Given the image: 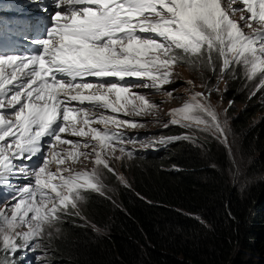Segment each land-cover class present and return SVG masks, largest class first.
Masks as SVG:
<instances>
[{
  "label": "snow or ice",
  "instance_id": "6c2138e0",
  "mask_svg": "<svg viewBox=\"0 0 264 264\" xmlns=\"http://www.w3.org/2000/svg\"><path fill=\"white\" fill-rule=\"evenodd\" d=\"M240 2L245 7L231 12L247 15L237 22L223 0H59L58 7L72 10L54 17L43 55L0 58V187L9 186V178L17 174L33 178L15 190L10 209L0 211V247L15 252L21 246L17 241L27 245L50 235L63 216L79 215L83 193L103 195L101 171L73 165L94 158L95 166L115 174L109 161L122 158L116 152L133 156L122 146L123 133L114 128L137 124L119 114L141 115L156 105L143 94L131 93L132 87L159 91L172 83L175 67L199 64L221 76L240 67L249 81L259 74L256 90L264 88V0ZM126 78L141 83L128 85L123 83ZM202 86L209 93L217 90ZM113 95L115 100L110 99ZM73 101L81 107L70 106ZM5 109L10 111L6 114ZM99 109L117 115L96 116ZM171 115L172 125H202L227 139L204 93H193ZM65 133L89 139L69 140L61 135ZM46 136L52 142L41 166L29 169L15 163L38 155Z\"/></svg>",
  "mask_w": 264,
  "mask_h": 264
},
{
  "label": "trees",
  "instance_id": "16d2710c",
  "mask_svg": "<svg viewBox=\"0 0 264 264\" xmlns=\"http://www.w3.org/2000/svg\"><path fill=\"white\" fill-rule=\"evenodd\" d=\"M239 85L228 81L223 92L245 104L233 120L240 134L230 144L235 178L223 143L174 139L133 162L130 187H118L117 202L86 195L83 213L104 233L62 220L60 238L46 245L47 262L264 264V117L251 122L264 114V88L247 97ZM174 129L166 135L187 136Z\"/></svg>",
  "mask_w": 264,
  "mask_h": 264
},
{
  "label": "rangeland",
  "instance_id": "374dc122",
  "mask_svg": "<svg viewBox=\"0 0 264 264\" xmlns=\"http://www.w3.org/2000/svg\"><path fill=\"white\" fill-rule=\"evenodd\" d=\"M226 9L231 13V18L240 22L241 15H247L246 12H231L233 8H244L245 5L237 0L236 3H229V0H223ZM248 32V29L245 28ZM249 34H251L249 32ZM217 68L219 67V61H216ZM260 75L258 74L256 78L249 81L244 71L237 67L233 72H226L223 76L219 72L213 73L207 68V66H201L199 64L195 66H189L186 64H180L175 67L174 74L171 77L172 83L163 85L161 90L148 89L142 87H132L130 89L131 93L143 94L145 98L156 105V107L145 109L141 115H130L124 116L122 113L119 114L120 119L136 122V127H131L129 125H124L123 127L114 128V131H119L124 135V148L131 150L133 156L128 158L126 155L121 154L119 151L116 152L117 156H122L121 159H110V166L114 169L115 174L109 173L106 169H102V166H95L92 160L94 158H89L83 160V163H78L73 165L77 170H87L91 171L93 167H97L101 171V183L103 185V195L87 191L84 194L85 199L79 203V215L70 214L62 217V220H71L75 223L81 224L87 229L91 230L93 233L102 234L103 229L98 228L91 220L84 215V205L86 200V195L93 194L100 199L117 202V191L118 187L130 186V174L129 168L133 162L137 161L139 157L147 152L157 151L159 149H164L169 145L174 139H170L166 133L173 128L184 129L187 136L193 135L195 138H205L216 140L219 143H223L230 155V162L232 168V176L235 178L238 172V164L233 157L231 145H238L240 134L236 131L233 126V120L240 115V112L244 109L245 104L238 102L237 100L229 99L223 96V92L227 86L228 81H235L239 85V92L242 96L253 97L258 92L256 89L260 82ZM192 81L193 84L189 85L187 82ZM141 83L140 81H135L129 85H136ZM210 85L213 90L210 93L202 85ZM172 89L175 91L172 95L168 92ZM260 90V89H259ZM196 92L204 93L205 96L209 97L212 108L217 112L220 123L222 124L224 131L227 134V139L225 141L224 137L218 135L211 128H205L204 126H195L189 128L180 127L177 125H172L171 120L174 118L171 113L172 110L182 107L184 103L190 102L191 95ZM129 95V94H125ZM111 100H115V96L110 97ZM128 110L131 111V106H128ZM117 115L106 111L104 109H99L95 112L96 116L99 115ZM260 117H264V114L257 116L252 119L251 122L256 123ZM167 125V126H166ZM92 127L101 128L102 125L93 124ZM174 129V130H175ZM63 137L69 140H86L89 137H71L67 134H63ZM231 137V138H230ZM173 138V137H172ZM190 141V139H187ZM192 142V141H190ZM61 148H71V145H59ZM48 150L45 151V154ZM42 160V164L44 162ZM83 159V158H81ZM16 163V161H15ZM41 164V165H42ZM123 177V180L120 179ZM33 182L32 177L25 178L22 174H17L16 176L9 178V186L0 187V211L5 209H10V206L15 203V190L17 188L27 186ZM18 195V194H17ZM70 217V218H68ZM50 235L45 234L42 238H37V240L24 245L21 241H17L21 246L15 251H5L0 247V264H48L47 260H50L49 246L47 242L55 238L59 239L61 236V228L58 223L51 228ZM47 247V248H46ZM46 251L48 252L46 256ZM47 258V260H46ZM54 264V263H52Z\"/></svg>",
  "mask_w": 264,
  "mask_h": 264
},
{
  "label": "clouds",
  "instance_id": "9594fccd",
  "mask_svg": "<svg viewBox=\"0 0 264 264\" xmlns=\"http://www.w3.org/2000/svg\"><path fill=\"white\" fill-rule=\"evenodd\" d=\"M41 164H42V163H41ZM41 164H40L39 166H41ZM39 166H38V167H39ZM38 167H36V168H38ZM34 169H35V168H34ZM49 241H51V240H49ZM49 241H48V242H49ZM48 242H47V243H48ZM48 264H51V262H50V263H48ZM54 264H55V263H54Z\"/></svg>",
  "mask_w": 264,
  "mask_h": 264
},
{
  "label": "bare ground",
  "instance_id": "6f19581e",
  "mask_svg": "<svg viewBox=\"0 0 264 264\" xmlns=\"http://www.w3.org/2000/svg\"><path fill=\"white\" fill-rule=\"evenodd\" d=\"M127 187H130V186H127Z\"/></svg>",
  "mask_w": 264,
  "mask_h": 264
}]
</instances>
